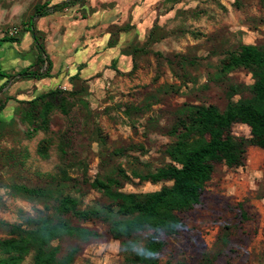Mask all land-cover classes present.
<instances>
[{
	"label": "rangeland",
	"instance_id": "1",
	"mask_svg": "<svg viewBox=\"0 0 264 264\" xmlns=\"http://www.w3.org/2000/svg\"><path fill=\"white\" fill-rule=\"evenodd\" d=\"M142 3L145 9L133 14ZM126 7L128 19L108 28L107 45L84 30L85 22L60 19L54 33L38 35L53 63L50 77L13 80L22 99L16 109H27L25 101L56 88L73 91V101L66 116L55 110L48 130L32 136L17 111L0 118V239L9 236V225L25 226V219L39 211L52 213L65 195L76 199L79 209L105 206L106 198L90 184L118 168L130 178L122 182L127 193L170 185L140 182L132 173L169 163L165 151L184 119V107L214 105L224 111L231 87L237 90L233 101L250 97L253 80L245 70L226 77L217 73L240 45L264 44V0H132ZM144 16L156 19L138 31L135 24ZM23 29L22 23L0 26V37L20 38L27 32ZM5 45L0 44V57L8 63L13 52ZM81 63L87 66H73ZM83 68L91 74L83 76ZM8 93L0 95L6 104L16 99ZM231 133L245 142L244 160L237 167L213 166L201 205L179 214L184 227L176 235L162 237L159 264H264V150L248 144L247 126L234 124ZM42 140L48 141L45 156L38 152ZM21 187L40 194H26ZM84 225L100 238L82 245L73 264H127L105 224ZM60 243L62 253L74 244ZM24 264H32L31 255Z\"/></svg>",
	"mask_w": 264,
	"mask_h": 264
},
{
	"label": "trees",
	"instance_id": "2",
	"mask_svg": "<svg viewBox=\"0 0 264 264\" xmlns=\"http://www.w3.org/2000/svg\"><path fill=\"white\" fill-rule=\"evenodd\" d=\"M68 4H58L53 10ZM45 7L35 8L25 29L31 33L38 54L32 66L17 74L22 79L51 75L52 61L33 27L34 18L49 14L50 8ZM13 40L16 39L8 37L3 41ZM236 70L250 74V97L233 101L237 90L231 87L224 111L214 105L185 106L184 119L173 131L174 140L165 151L169 163L146 174L132 173L140 182L170 185L147 193L124 192L122 182L130 178L121 168L102 179L95 178L90 186L106 198L105 206L79 209L78 201L65 195L57 199L52 213L39 211L36 217H27L26 227L9 225V236L0 239V264H24L30 255L32 264H73L82 245L100 238L97 230L84 225L93 221L105 224L111 238L119 241L127 264H159V253L165 246L162 237L176 235L184 227L179 214L201 205L213 166L224 163L237 167L244 160L245 142L232 135V126H247L251 136L248 144L264 150V44L240 45L221 61L217 76L226 77ZM70 99L73 101V91L56 88L25 101L27 109L15 110L30 127L28 135L32 136L39 130H48L49 117L55 110L66 116ZM5 104L0 100V111ZM47 150L48 141L42 140L38 152L45 156ZM60 151L65 154L64 147ZM21 190L29 195L40 194L39 190L25 187ZM63 240L74 242L64 253L60 243Z\"/></svg>",
	"mask_w": 264,
	"mask_h": 264
},
{
	"label": "crops",
	"instance_id": "3",
	"mask_svg": "<svg viewBox=\"0 0 264 264\" xmlns=\"http://www.w3.org/2000/svg\"><path fill=\"white\" fill-rule=\"evenodd\" d=\"M132 0H45L40 5H36L37 0H0V26L9 25V24H21L24 26L25 30L28 26V22L30 21L31 14L34 13L35 8L38 6H45V8H50L49 14L46 16L36 17L33 19V27L35 31L37 32V35L39 33H43L45 35H48L49 30L53 29L56 30L57 23L60 19H62V23L73 21V23L80 21L85 22L83 26L84 30L89 29L93 35H95L97 40L106 41L109 42L110 40V34L108 31V28L111 25H123V19L127 20L128 15H126L125 10L128 8L126 7V4L130 3ZM69 4L66 7L63 8H56V10H53V7L58 4L67 3ZM145 4L142 3V5L137 6L135 8V12L133 14L139 13V11L144 10ZM151 10V8H148ZM124 10V15H123ZM28 15L27 19L24 20V16ZM66 15L67 17H63ZM140 15L139 17H141ZM138 17V18H139ZM154 18V17H153ZM153 18H149L144 16L143 18H139L137 21V25L139 27L138 31L146 30V28L152 24ZM156 19V18H154ZM24 20V21H23ZM23 21V22H22ZM143 21V22H141ZM133 23L134 20H133ZM98 27V29H96ZM121 32V31H120ZM137 31H135L136 33ZM60 35L61 33L58 32ZM8 35V34H7ZM101 36V37H100ZM8 37L13 36H5L0 37V44L4 43L7 44L4 46L5 50L10 49L13 53L8 58L9 62H4L2 60V57H0V95L5 91H8V95H16L15 100H9L7 104H5V107L0 111V118H2L3 114L8 115L11 112L15 113V102L21 101V96L19 95L20 92H17L15 84H13V80L17 81H23L26 82L27 79H22L17 74L20 70L32 66L36 60L37 54L36 53V47L34 46L33 38L31 36L30 32H25L24 36L20 38H15L16 40L13 41H3L4 39ZM25 46H24V45ZM42 45L45 49L46 54L48 53L47 47L44 46L43 42ZM108 48V47H107ZM111 48H108V50ZM116 50V49H115ZM119 50V49H118ZM29 52V53H28ZM27 53V54H26ZM116 56L120 57L122 56L121 53H117V50L115 51ZM27 55V56H26ZM48 55V54H47ZM25 57V58H24ZM26 57H29L28 59ZM49 57V55H48ZM110 57V56H108ZM31 58V59H30ZM50 58V57H49ZM102 60L98 62V67H103ZM53 65V63H52ZM86 67L87 64L81 63V64H75L73 66L80 68V66ZM106 65H109V67L112 65L111 63H107ZM105 65V66H106ZM107 68V66H106ZM53 71V67L51 70V74ZM83 73L81 70V73L83 76H88L91 73L85 72V68H83ZM6 81V82H5ZM31 82L35 81L30 80ZM5 82V84L1 87V85ZM2 90V91H1ZM23 93V91H21ZM24 96V95H22Z\"/></svg>",
	"mask_w": 264,
	"mask_h": 264
}]
</instances>
